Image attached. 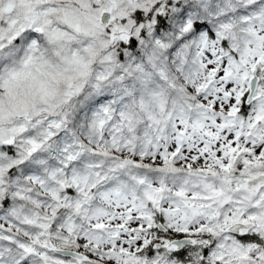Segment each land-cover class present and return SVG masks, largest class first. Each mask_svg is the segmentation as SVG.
I'll use <instances>...</instances> for the list:
<instances>
[{"label": "snow or ice", "instance_id": "6c2138e0", "mask_svg": "<svg viewBox=\"0 0 264 264\" xmlns=\"http://www.w3.org/2000/svg\"><path fill=\"white\" fill-rule=\"evenodd\" d=\"M0 264H264V0H0Z\"/></svg>", "mask_w": 264, "mask_h": 264}]
</instances>
